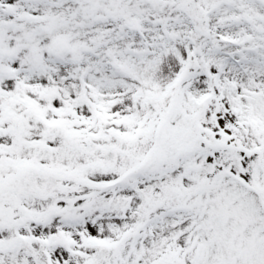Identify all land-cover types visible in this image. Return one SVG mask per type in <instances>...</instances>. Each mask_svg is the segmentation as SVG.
Wrapping results in <instances>:
<instances>
[{
  "label": "snow or ice",
  "instance_id": "6c2138e0",
  "mask_svg": "<svg viewBox=\"0 0 264 264\" xmlns=\"http://www.w3.org/2000/svg\"><path fill=\"white\" fill-rule=\"evenodd\" d=\"M0 264H264V0H0Z\"/></svg>",
  "mask_w": 264,
  "mask_h": 264
}]
</instances>
